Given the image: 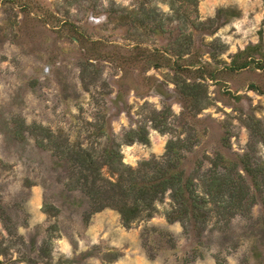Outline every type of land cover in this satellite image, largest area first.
<instances>
[{
	"label": "rangeland",
	"instance_id": "374dc122",
	"mask_svg": "<svg viewBox=\"0 0 264 264\" xmlns=\"http://www.w3.org/2000/svg\"><path fill=\"white\" fill-rule=\"evenodd\" d=\"M245 57L246 68L232 67ZM256 63L264 0H0V260L264 264V186L238 165L255 202L232 214L226 194L207 192L216 153L264 164ZM140 128L148 141L129 142ZM169 141L205 200L204 221L168 219L178 206L167 189L125 224L114 208L93 211L75 186L70 148L96 157L117 148L139 175Z\"/></svg>",
	"mask_w": 264,
	"mask_h": 264
},
{
	"label": "trees",
	"instance_id": "16d2710c",
	"mask_svg": "<svg viewBox=\"0 0 264 264\" xmlns=\"http://www.w3.org/2000/svg\"><path fill=\"white\" fill-rule=\"evenodd\" d=\"M139 45H135V49ZM257 48L250 46L237 53L235 57ZM180 49L177 54H180ZM247 57L243 61L233 60L232 67L236 69L246 68L250 61ZM155 65L161 64L155 61ZM258 65V63H256ZM174 64L170 63L169 66ZM179 66V65H178ZM257 68H264V63ZM202 68H200L201 70ZM256 88V87H254ZM51 136V135H48ZM127 140L130 142L137 139L147 142V133L144 128L137 131L131 130L127 133ZM264 139V131L262 133ZM174 142L169 141L162 161L147 160L142 162V174H134L129 166L121 160V153L117 148L104 149L100 157H96L88 150L79 147L68 149V157L78 167L79 177L75 181V186H79L91 199L94 205L93 211H98L105 207H111L118 211L125 224L137 219L141 212L151 209L153 201L167 189H171L177 208L168 212L167 218L170 220L190 218L197 222L206 219V213L202 211L205 200L196 195L193 182L190 177L185 176L180 167V154L174 149ZM105 165L108 170L116 176L111 180L102 176L100 168ZM215 170L211 177L208 194L223 198L226 194L228 204L225 206L227 214L236 211L243 212L249 204L255 202L254 196L249 194L243 177L237 170L240 165L242 170L248 175L256 190L264 186V164L252 165L248 154H244L236 159H228L222 153H216L213 161ZM221 168L219 172L216 168ZM264 204V201H262ZM0 264H5L0 260Z\"/></svg>",
	"mask_w": 264,
	"mask_h": 264
}]
</instances>
